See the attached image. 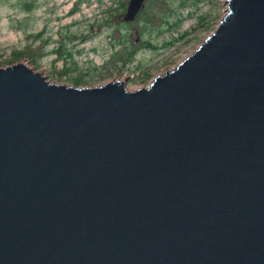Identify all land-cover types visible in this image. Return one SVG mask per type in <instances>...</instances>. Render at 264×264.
<instances>
[{
  "label": "water",
  "instance_id": "water-1",
  "mask_svg": "<svg viewBox=\"0 0 264 264\" xmlns=\"http://www.w3.org/2000/svg\"><path fill=\"white\" fill-rule=\"evenodd\" d=\"M227 2L135 90L0 68V264H264V0Z\"/></svg>",
  "mask_w": 264,
  "mask_h": 264
},
{
  "label": "rangeland",
  "instance_id": "rangeland-1",
  "mask_svg": "<svg viewBox=\"0 0 264 264\" xmlns=\"http://www.w3.org/2000/svg\"><path fill=\"white\" fill-rule=\"evenodd\" d=\"M130 1L0 0V68L25 62L50 82L120 79L135 90L192 54L228 9L227 0H145L129 18Z\"/></svg>",
  "mask_w": 264,
  "mask_h": 264
},
{
  "label": "trees",
  "instance_id": "trees-1",
  "mask_svg": "<svg viewBox=\"0 0 264 264\" xmlns=\"http://www.w3.org/2000/svg\"><path fill=\"white\" fill-rule=\"evenodd\" d=\"M74 84H78V83L76 82V83H74Z\"/></svg>",
  "mask_w": 264,
  "mask_h": 264
},
{
  "label": "flooded vegetation",
  "instance_id": "flooded-vegetation-1",
  "mask_svg": "<svg viewBox=\"0 0 264 264\" xmlns=\"http://www.w3.org/2000/svg\"><path fill=\"white\" fill-rule=\"evenodd\" d=\"M76 83V82H75Z\"/></svg>",
  "mask_w": 264,
  "mask_h": 264
}]
</instances>
